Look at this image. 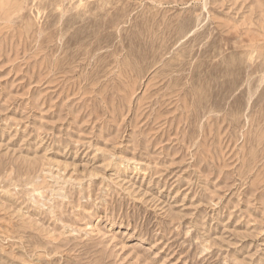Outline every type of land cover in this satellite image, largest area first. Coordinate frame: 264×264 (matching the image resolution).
I'll return each mask as SVG.
<instances>
[{"label":"rangeland","instance_id":"374dc122","mask_svg":"<svg viewBox=\"0 0 264 264\" xmlns=\"http://www.w3.org/2000/svg\"><path fill=\"white\" fill-rule=\"evenodd\" d=\"M0 264H264V0H0Z\"/></svg>","mask_w":264,"mask_h":264}]
</instances>
